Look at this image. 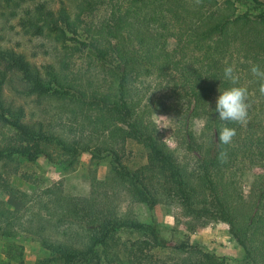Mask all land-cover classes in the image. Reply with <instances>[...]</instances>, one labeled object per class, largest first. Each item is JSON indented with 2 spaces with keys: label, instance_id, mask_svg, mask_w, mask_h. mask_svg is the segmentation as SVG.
Here are the masks:
<instances>
[{
  "label": "trees",
  "instance_id": "trees-1",
  "mask_svg": "<svg viewBox=\"0 0 264 264\" xmlns=\"http://www.w3.org/2000/svg\"><path fill=\"white\" fill-rule=\"evenodd\" d=\"M234 1L259 8L260 12L256 17L238 16L234 11ZM4 2L8 4L10 0ZM117 4L112 11V24L105 22L87 29L93 56L103 63L111 59L108 74L115 93L103 94L100 97L103 107L98 109V115L94 119L86 114L82 116L78 129L71 126L68 137L57 133L54 127L43 129L42 125L24 123L23 106L15 105L12 100L7 103L3 93L7 73L16 71L21 74L26 88L20 94L65 98L69 93L65 91L63 77L47 70L48 77L45 78L22 53L12 49L0 52L4 65L0 69L1 165L10 168L17 158L34 162L39 157L55 165L49 148H57L65 157L62 164L72 167L82 153L87 152L92 160L99 161L103 158L102 153L108 151L111 155L110 179L95 180L91 194L83 202L88 213L102 217L101 225L92 229L93 235L87 246L71 251L43 241L42 229L32 227L30 220L25 227L21 223L16 225L17 217H4L0 210V236L14 235L12 228L31 233L36 231L42 246L50 252L41 264L82 261L100 264L101 255L97 247H102L103 259L111 264L119 263L115 233L119 230L138 231L147 238L123 242L118 251L127 254L126 264H151L149 255L143 250L168 244L163 243L154 223L139 222L130 207L124 215H119L111 200L125 193L132 203L144 204L149 209L161 203L169 204L197 221L203 218L227 224L229 234L245 251L246 257L252 258L253 264L258 261L264 264V185L260 187L264 174L256 176L252 182L250 194L256 199V204L246 216L244 209L250 204L246 205L235 194L237 185L232 180V176L234 179L244 176L247 170L254 168L264 172V96L259 92L264 81L250 71L252 64H258L264 70V3L258 0H226L218 5L216 0H123ZM60 14L66 27H73L68 17L63 12ZM32 25H29L32 35H41L42 26ZM130 28H134L136 34L131 35ZM56 29L64 36L61 29ZM71 30L75 33V28ZM170 39L175 43L172 50L168 49ZM238 43L240 45L235 47ZM239 47L251 63L236 65L234 54L239 53ZM114 63L116 65L113 66ZM232 64H235L239 75L238 86L247 87L249 92L250 108L243 124L221 121L216 112L220 91L233 86L224 77V68ZM148 79L152 80L154 87L163 86L169 90L170 100L160 96L152 104H148L150 100L143 103L136 82L143 83ZM52 84L57 89L51 90ZM151 108L160 114H175L178 120H190L200 114L206 117L205 128L214 133L215 142L213 153L203 152L201 148L199 151L198 164L202 170L199 192L197 184L193 185L185 175L173 151L147 123ZM225 123L237 130L230 145H221L218 141L219 131ZM2 129H7L11 137H4ZM78 130L90 131L91 135L107 133V140L98 146L90 145L83 140V133L72 135ZM188 137L193 140L191 133ZM119 140L141 144L147 150L146 164L135 171L125 167L114 149ZM186 143L189 147V139ZM191 147L194 151V146ZM221 149L227 151L226 158H220ZM111 183L113 188L108 186ZM233 184L234 193L231 191ZM4 192L21 204L29 202L25 193L8 182ZM206 192L212 194L215 203L208 200ZM198 196H202V200ZM79 203L78 200L73 201L70 207L74 210ZM181 250L186 255L171 264H225L223 259L201 251L197 246Z\"/></svg>",
  "mask_w": 264,
  "mask_h": 264
},
{
  "label": "rangeland",
  "instance_id": "rangeland-1",
  "mask_svg": "<svg viewBox=\"0 0 264 264\" xmlns=\"http://www.w3.org/2000/svg\"><path fill=\"white\" fill-rule=\"evenodd\" d=\"M122 1L10 0L6 4L4 0H0V52L12 49L22 53L45 78L48 77L47 70L59 73L64 79L65 91L69 93L65 98L56 96L37 98L34 95L20 94L26 89L21 81V74L9 71L3 89L4 100L7 103L12 100L15 105L23 106L24 123L42 125L43 129L54 127L57 133L68 137V130L71 126L78 129L77 124H80L82 116L86 114L94 119L98 115V109L103 107L100 97L106 93H115L112 79L108 74L112 64H109L111 59L103 63L93 56L87 29L105 22L112 24L114 22L112 11L115 5ZM225 1L216 0L218 5H222ZM258 1L264 3V0ZM234 11L238 16L248 17H256L260 12L259 8L255 9L251 5L237 1H234ZM62 12L73 23V27H66V23L61 20ZM29 25L42 26V34L32 35ZM56 27L64 32V36ZM72 28H75V33ZM134 30L130 28L131 35L136 34ZM133 39L135 41V38ZM239 45L240 43L235 47ZM174 46V41L170 39L168 49L172 50ZM234 57L236 65L249 63L245 53L240 52V47L239 53H235ZM3 68V62L0 60V69ZM151 82V79L143 83L136 82L139 98L143 103L150 100L148 104H152V101L160 96L169 99V90L163 86L154 87ZM53 88L57 89V86L52 84L51 90ZM150 112L147 123L156 130L161 141L173 151L185 175L193 185L197 184L199 192L202 173L198 164L199 151L201 148L203 152L213 153V142H215L214 133L205 128L206 117L200 114L190 120H178L172 113L160 114L154 112L153 108ZM84 131L78 130L72 135L79 136L83 133V140L90 145L98 146L107 140V133L99 132L91 135L90 131ZM2 132L4 137H11L7 129H2ZM189 133L193 140L188 137ZM188 139L189 147L186 143ZM0 144H2V134ZM190 145L194 146V151ZM114 149L119 154L121 163L131 171L140 169L147 162V150L132 140H125L124 143L119 140V144ZM49 151L55 159V165L48 163L44 157H39L34 162L17 158L12 161L10 168H4L0 163V210L4 213V217L10 219L17 217L14 221L16 225L21 223L25 227L30 220L32 227L42 229L40 233L43 241L77 251L89 244V239L93 235L92 229L101 225L102 217L88 213L83 202L91 194L95 180L110 179L111 155L105 151L101 160L94 161L89 153H82L77 162L70 167L62 164L65 157L61 155L59 149L49 148ZM262 173L264 174L262 170L254 168L247 170L244 176H237L238 178L235 179L232 176V180L237 185L235 194L244 201L243 203L250 204L244 209L245 216L252 205L256 204V199L250 194L252 182L256 176L261 177ZM7 182L27 195L29 202L26 205L4 192ZM263 185L264 176L261 178L260 187ZM108 186L113 188L112 183ZM110 188H108L109 192ZM232 190L234 193V184ZM198 197L202 200V196ZM206 197L210 202L215 203L210 192H206ZM76 200L80 203L74 211L70 204ZM111 201L113 206L116 205L119 215H124L126 209L130 207L139 222L154 223L163 243L168 244L166 247L143 250L149 255L151 264H171L186 255L181 249L191 246H197L201 251L214 254L223 259L225 264H253V259L246 257L245 251L229 234L228 225L221 221H207L203 218L197 221L193 217H186L179 208L169 204L161 203L149 209L144 204L132 203L125 193L116 195ZM11 231L15 234L9 237L0 236V264H41L42 260L49 257L50 252L42 246L36 231L31 233L20 228H12ZM114 237L118 247H121L123 242L147 238L142 232L129 230H119ZM118 247L115 252L118 253L119 263L111 264H126L127 254L124 251L119 252ZM97 252L101 255L100 264H109L102 257V247H97ZM74 264L93 263L82 261ZM257 264L263 263L258 261Z\"/></svg>",
  "mask_w": 264,
  "mask_h": 264
},
{
  "label": "clouds",
  "instance_id": "clouds-1",
  "mask_svg": "<svg viewBox=\"0 0 264 264\" xmlns=\"http://www.w3.org/2000/svg\"><path fill=\"white\" fill-rule=\"evenodd\" d=\"M251 63V62H249ZM251 73L253 76L257 77L261 81H264V70L258 64H252ZM224 77L229 80L232 87L220 91V95L216 101V112L218 113V118L224 122H233L243 124L247 117L250 108L249 92L247 87L238 86L239 75L236 71L235 64L226 66L224 68ZM259 92L264 96V83H261ZM237 135V130L232 127H228L225 123L218 136V141L221 145H230ZM220 158L227 157V151L221 149L219 153Z\"/></svg>",
  "mask_w": 264,
  "mask_h": 264
}]
</instances>
